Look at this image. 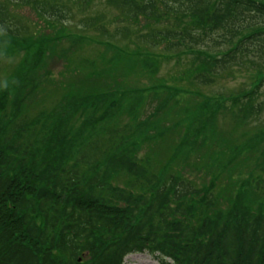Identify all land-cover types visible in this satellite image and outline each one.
Returning a JSON list of instances; mask_svg holds the SVG:
<instances>
[{
  "label": "trees",
  "instance_id": "obj_1",
  "mask_svg": "<svg viewBox=\"0 0 264 264\" xmlns=\"http://www.w3.org/2000/svg\"><path fill=\"white\" fill-rule=\"evenodd\" d=\"M13 1L29 4L38 16L48 15L57 24L72 20L73 9L84 14L97 0ZM99 1L118 10L119 21L153 28L139 37L174 54L170 57L163 51L158 57L146 58L126 51L127 57L133 55L143 62L128 59L131 64L122 67V76L116 75L118 60L104 63L111 67L97 69L86 79L91 86L96 78L103 88L91 95L83 82L74 83L68 92L76 102L92 99L107 104L97 119L88 115L82 130L91 133L74 135L79 142L69 158L61 152L68 136L59 134L55 112L40 113L32 120L24 115L25 100L34 93L29 89L36 83L32 73L40 67L37 55L50 38L24 39L26 29L0 4V47H23L25 51L19 70L0 82V264H124L126 256L136 253L155 256L160 264H264V215L260 212L264 176L252 181L248 175L246 180H233L231 175L220 187L223 165L236 171L233 160L237 156L226 162L212 157L201 171L221 169L207 185L195 189L188 175H168V166L162 167L154 157L151 160L149 153L140 159L120 153L124 147L134 153L136 135L149 138L146 142L152 144L161 131H167L170 139L180 136L179 142L172 143L173 152L184 149V158L193 157L214 143L210 137L214 130L206 117L218 110L222 113L227 103L239 104L235 115L240 122L260 114V107L251 102L264 86V69L252 75L253 88L248 92L226 100L204 99L201 105L207 115L201 119L191 116L188 125L173 123L170 129L161 124L171 111H165L164 117L163 111L169 104L177 105L181 93L169 85L137 87L138 81L133 85L127 81L143 79L135 73L137 62L145 72H155L161 59L181 64L184 56H190L189 69L180 77L208 86L227 67L241 68L240 60L255 53L264 58V2ZM88 18L93 25L99 19ZM81 25L87 28L84 20ZM160 25L163 27L157 28ZM214 49L217 53H211ZM88 65L98 68L93 62ZM82 90L84 98H80ZM164 90L167 94L161 100ZM14 93L19 97L13 98L11 106L8 98ZM121 115L128 118L122 127L100 129L106 119ZM96 126L99 133L108 129L105 135L110 146H101L103 137L90 138ZM252 144L254 139L233 154ZM120 178L127 179L124 187L112 183H119ZM226 192L228 196L222 199ZM219 200L225 203L223 208H219Z\"/></svg>",
  "mask_w": 264,
  "mask_h": 264
},
{
  "label": "rangeland",
  "instance_id": "obj_2",
  "mask_svg": "<svg viewBox=\"0 0 264 264\" xmlns=\"http://www.w3.org/2000/svg\"><path fill=\"white\" fill-rule=\"evenodd\" d=\"M258 1L264 2V0ZM49 3L52 4L50 0ZM0 4H5L9 15L13 17L15 22L19 23L18 26L26 29L24 39L28 37L30 39L32 38L31 36H33L34 40L50 38V40H46L41 46L39 54L37 55L38 60L40 59V67L33 70L32 75L36 83L29 89L34 93L29 95L25 100L24 115L27 120H32L38 117L40 113L55 112L57 114L55 118L59 123L58 132L61 136H68L67 145L61 148V152H65L63 154L64 158H69L71 154L73 155L75 153V146L79 142V139L74 137L77 132L83 131L85 133H91L90 130H82L83 124L89 117L88 115L91 114V120L97 119L107 104L104 100L92 99L82 103L76 102L74 97L68 92L74 83L77 86L78 82H83L84 86H88L91 83L90 79L86 81L89 75L100 68L109 69L111 66L107 67L105 64L107 63L109 65L113 60H118L115 68L117 69L116 75H124L122 67L131 64V58L135 60L136 64V59L138 58H135L133 55L127 57L124 53L126 51L132 54L144 55L146 58L158 57L164 51V49L158 46L152 47L154 43L139 37V34L149 33L153 28L140 27V24L125 22V20L119 21L117 18L119 14L118 10L105 5L104 2H100L99 0L95 1L91 8L84 14H78V10L73 9L74 18L72 20L61 21L57 24L48 15L38 16L37 12L29 4H25L24 2L15 3L13 0H0ZM88 17H98L99 19L96 25L90 23L88 21L90 18ZM83 20L86 22L87 28L81 25ZM162 27L160 25L157 28ZM60 35H64L65 37L60 39ZM56 37L60 40L53 39ZM4 49L7 51L4 52ZM0 51V82H2L19 70V66L22 64L25 56V51L23 47L14 48L12 46L0 47ZM223 51L224 48H222ZM164 52L170 57L171 54H174ZM211 53H217V51L214 49ZM259 55L255 53L251 57L240 60L239 63H242L241 68L237 66L227 67V70L213 77V83L208 86L198 85L197 83L180 77L185 70L189 69L186 65L191 59L190 56H184L181 64H176L173 59L158 60L159 64L155 72L152 69L145 72L142 69V64L140 65L137 62L135 73L137 75L139 73L143 79L131 78L127 81V84L133 85L138 81L139 85H136L137 87L153 86L154 88L156 86L159 88L161 85H169L171 88H176L178 90L177 93H181L179 101L177 102L178 104H175V106L169 104L165 108L163 117L167 110V112L171 111L172 116L166 114L164 117L165 123L161 124V126L166 125L170 129L171 124L180 123L181 127L188 125L189 121L193 119L191 116L201 119L202 116L207 115V110L201 105V101L204 99L213 100L222 98L226 100L239 96L244 90L247 92L251 90L253 88V84L251 85L252 75L257 70L264 69V58L262 55ZM139 60L142 61L141 59ZM257 60L258 65L250 66L256 63ZM91 62L95 63L98 68L90 67L88 63ZM131 76H134V74ZM84 90H88L89 95H91V93L103 90V88L100 81L94 78L92 79V85ZM84 90H82L80 98L85 97L83 96ZM163 92L165 94L161 95V100L167 94L166 90ZM14 97L19 96L14 93L13 96L8 98V101H11V106L14 102ZM226 105L228 108L225 111L221 113L218 110V113H214V119L211 118L214 114L211 117H206L211 124V129L214 130V133L210 135L214 143L212 145L209 144L201 153L193 157L189 155L184 158V153L186 152L184 149H177L173 152L172 143L175 144V141L179 142L180 136L175 139H170L167 136V131H161L160 135L154 139L152 144L151 142H146L150 140L149 138L142 140L139 135H136L135 142L138 148L134 153L128 151L127 147H124L120 153L123 155L129 154L138 159L143 158L149 153L151 160L155 158L162 165L164 164L162 167L168 166V175L176 176L178 175L177 173H182L184 177L188 175L189 177L187 178L195 189L207 185L209 178L211 181L214 176H217L216 172L221 169L220 167L209 172L201 171L203 164L208 161L206 159H211L212 157L226 162L227 160H232L234 156H237L233 160V162L237 163L236 171H230L222 163L223 174L218 183L220 187L225 184L224 181L231 175L233 176V180H239V177L246 180L247 175L252 181L263 180L264 86L257 92V96L251 102V105L260 107V114L249 115V117L244 118V122H240L242 121L238 120L240 116L236 117L235 115L238 111L239 104L229 102ZM152 117L155 116H149V118ZM125 122H128L126 115H121L113 120L106 119L100 129H105L111 125L122 127L121 125ZM95 123L97 124V122ZM98 128L99 126H96V131L90 135V138L103 137L105 144L101 146H110L111 143H107L106 141L108 136L105 135L108 129L99 133L97 131ZM147 134L149 133L147 132ZM255 136L263 138L256 140ZM206 139L209 141V137ZM253 139L255 140V145H250V148H246L247 150L241 148V151L238 152L239 154H233L234 150L249 144V141ZM74 140H76L75 143L73 142ZM214 144L217 145L214 147ZM156 154H159L158 157H156ZM168 160L169 162L166 163ZM154 167L155 164H152L150 169L154 171ZM123 175L121 176L125 177ZM125 182H127V179L122 180L120 178L119 183L115 181L112 183L124 187ZM227 196L228 193L226 192L222 199ZM262 196L263 200L261 199V201L263 203H260V212L264 215V192ZM224 206L225 203L219 200V208H223ZM124 264H160V261L148 253H138L127 256Z\"/></svg>",
  "mask_w": 264,
  "mask_h": 264
}]
</instances>
